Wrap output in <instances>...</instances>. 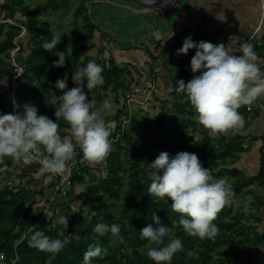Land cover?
<instances>
[{
	"label": "trees",
	"instance_id": "1",
	"mask_svg": "<svg viewBox=\"0 0 264 264\" xmlns=\"http://www.w3.org/2000/svg\"><path fill=\"white\" fill-rule=\"evenodd\" d=\"M69 9L70 0H48L42 9L31 7L26 0H5L0 3V56H4L3 59L0 57V75L4 76L1 70H5L7 66L13 68L23 66L17 77L7 82L4 87H0V114L14 111L11 97L21 106L20 110L27 103L26 99L31 98L38 108V114L46 115L55 121V108L49 104V99L53 93L57 96L63 94L54 87L56 80L67 74L68 89L76 87L71 79L73 73L92 60L105 66L103 73L105 84L99 89L85 88V92L88 96H93L99 104L105 98L110 99L109 92L118 97L120 92L132 88L130 77L133 71L129 67L122 68L114 58H107L105 49L100 51L98 56L92 55L100 30L88 16L87 4L80 1L74 12L75 28L79 27L81 19L83 25L81 32L76 36L78 45L72 55L67 50L69 45L67 35L56 34L43 26L41 13L57 15ZM23 35L27 37V45L20 42ZM55 35L62 37L57 48L52 52L43 49L44 43L50 42ZM261 48H264V44L256 50L260 51ZM66 50L65 65L53 67L54 61L58 59L56 56L58 51ZM174 85L176 89L178 86L176 80ZM174 98L170 104L179 115L175 124L166 123L167 114L164 112L159 114L157 119H147L145 123L139 122L135 116L127 133L112 144L113 150L110 154L96 164L101 166L80 165L74 171L69 182V196H76L75 199L82 202V207L88 208L90 214L88 220L83 216L85 212L83 208L75 214L72 212L71 202L65 201L63 207L69 227L64 224L55 225L56 210L51 213L49 219L46 216L41 217L42 209L37 207L39 203L34 199L35 191L23 187L20 180L0 189V264H82L87 246L97 239L104 254L93 258L92 264H154L146 256L144 248L146 241L141 240L139 235L140 231L150 224L153 228L157 227L151 219L153 213L160 218L161 224L173 227L175 229L173 236L182 240L183 251L173 257L172 264H236L241 260L252 261L253 255L247 258L245 255L252 254L253 250L264 246V233L258 225L251 224L243 214H236L230 221H225L224 217L231 215L232 211L224 206L214 221L220 229L215 239L188 236L178 223L180 214L173 212L170 204L164 199L149 195L150 179L145 169L149 168V164L161 152H167L170 156H175L179 152L195 153L203 167L211 169L214 177L228 174L235 181L233 190L236 199L250 196L254 185H258L264 193V136L260 137L263 146L260 150L258 173L247 176L242 170L234 167L240 159L239 155L246 151L243 146L244 138L240 132L236 135L221 136L219 139L211 138L208 131L195 121V111L186 95L175 90ZM239 111L245 118L250 115L246 111V106ZM124 114L122 106L116 114L115 131H110V139L116 136L114 133L118 131L119 121ZM57 122L61 129L60 134L68 135L69 133L64 131L68 128L67 123L63 119ZM198 128L201 129L202 138L194 141ZM156 132L160 134L158 138L153 136ZM260 139L255 138L256 141ZM137 140L139 145L135 143ZM153 150L156 153H153ZM78 152L79 156L83 155L81 151ZM229 159H232L231 165L227 163ZM6 160V164L0 165V169L15 167L21 170L22 174L23 171L27 174L25 170H29V167L25 169L23 164ZM28 173L33 174V171ZM127 173L129 180L125 187L123 174ZM35 184L36 187L40 186L37 190L42 197L48 196L51 190H45V183L39 179ZM80 188H85L84 195L76 194ZM259 201L256 203L257 210L263 207V202ZM253 218L257 224L264 222L262 216ZM98 223L118 224L119 235L123 237L124 242L111 233L99 236L93 231ZM34 230L43 231L53 239L66 240L65 249L53 257L49 253L30 247L29 238ZM60 233L64 235L61 236ZM241 244L246 249L242 250L239 247Z\"/></svg>",
	"mask_w": 264,
	"mask_h": 264
},
{
	"label": "clouds",
	"instance_id": "2",
	"mask_svg": "<svg viewBox=\"0 0 264 264\" xmlns=\"http://www.w3.org/2000/svg\"><path fill=\"white\" fill-rule=\"evenodd\" d=\"M143 3L152 5L155 0H143ZM218 17L225 19L223 11L216 13V19L223 21ZM61 39L60 35H55L50 42L44 43L43 49L52 52ZM234 43H238V47H234ZM69 48L71 45L67 50ZM193 49L195 54L190 69L199 75H194L187 84L177 81L176 92L186 95L195 111V119L211 138L239 134L246 125L239 109L264 96V67L258 62L254 46L235 35L229 37L227 46L195 42L189 36L177 54L186 55ZM67 50L58 51L53 67L65 65ZM104 71L105 66L92 60L73 73L71 79L76 87L68 89L67 74L56 80L54 87L63 94L53 93L49 99V104L55 108V121L38 114V108L31 103L24 104L20 110L21 106L13 101L14 111L0 114V165L6 164V158L27 166L38 165L33 174L47 183L66 173L77 146L88 161L104 160L112 150L105 114L112 112L115 105L105 98L97 108L96 102L89 100L85 92V88L99 89L105 84ZM59 119L67 123L64 131L68 135L60 134ZM145 170L150 179L149 195L164 199L173 212L180 214L178 223L188 236L215 239L220 229L214 221L235 195L228 178L214 177L211 169L203 167L197 155L189 152H179L175 156L161 152ZM151 219L157 227L150 224L139 233L140 239L146 241V256L154 264H172L173 257L183 251L182 240L174 237L175 229L161 224L155 213ZM93 231L99 236L111 233L124 242L118 224L98 223ZM66 244V240L50 238L39 230H34L29 238L30 247L53 257L59 255ZM103 254L97 239L87 246L82 264H92L93 258Z\"/></svg>",
	"mask_w": 264,
	"mask_h": 264
},
{
	"label": "crops",
	"instance_id": "3",
	"mask_svg": "<svg viewBox=\"0 0 264 264\" xmlns=\"http://www.w3.org/2000/svg\"><path fill=\"white\" fill-rule=\"evenodd\" d=\"M172 1L169 0L168 6L176 5L170 3ZM115 6L130 10L137 19L133 17L125 21L120 17L111 21V18H105L107 22H102L101 32L95 40V49H100L98 54L105 49L108 52L105 54L107 58L112 57L120 67H129L133 71L130 77L131 87L143 79L146 90L156 78L157 87L152 98L144 107L138 110L136 108L138 114L147 112L145 117L150 120L157 119L158 115L164 112L167 114L166 123L177 122L179 115L170 103L175 100L174 80L177 82L179 74H183L175 71L169 62L162 64L161 57L171 54L180 61H191L195 49L186 55L177 54L185 38L190 36L195 42L224 43L227 46L230 36H240L242 41L248 42L253 36L258 48L264 44V24H261L264 0H181L175 12L171 14L140 13L139 9ZM218 11H223L225 19L218 17L223 21L216 19ZM233 46L238 47V43ZM235 54L241 55L239 52ZM257 55L258 62L264 67V48L257 51ZM156 69L160 71L152 79L151 74ZM172 72H176V75ZM182 78L186 79L185 76ZM116 96L114 94L113 99L110 97L115 105L113 118L122 107V102H119ZM245 119L246 125L240 135L246 143L243 144L246 151L239 155L240 159L234 167L242 170L247 176H254L260 167V150L263 146L260 137L264 136V96L257 99L253 113ZM195 121L198 123L196 119ZM197 133L202 134L200 128ZM201 138L202 135L199 139ZM255 138L260 140L256 141ZM258 251L263 254V259L244 260V263L264 264V246Z\"/></svg>",
	"mask_w": 264,
	"mask_h": 264
},
{
	"label": "rangeland",
	"instance_id": "4",
	"mask_svg": "<svg viewBox=\"0 0 264 264\" xmlns=\"http://www.w3.org/2000/svg\"><path fill=\"white\" fill-rule=\"evenodd\" d=\"M4 1L5 0H0V3H3ZM47 1L48 0H26V3L29 4L33 8L42 9L46 5ZM80 1L81 0H70V9L68 11H61V12L57 13V15L41 13V16H40L41 17L40 19L43 23V26L46 29H48L49 31H52L56 34L64 33L67 35L69 45H71V48L68 49V52L71 55L73 54L74 49L78 45V41L76 40V36L79 32H81L82 25H83V22L81 21L82 19L79 22L78 28H75V26L73 25L74 12L79 7ZM115 5H121V6L129 7L130 9H135V10L139 9V11H141L140 8H137L133 4H131L127 1H124V0H112L109 2L93 3L92 5L87 4L88 16H90L91 19L94 21V23L98 26L100 32H101V28H102V22H105V23L107 22V21H105L106 20L105 18L109 17V18H111L110 20L112 21V20H116V19L118 20L121 17L122 20L126 21V20H131L134 17V13L131 12L130 10H125V8L121 9L120 6H115ZM128 11H130V12H128ZM134 19H137V18L134 17ZM20 42H23L24 45H27L28 41H27L26 35L22 36ZM95 46H96V44H95ZM98 50H100V49H98V48L94 49L92 51V55L98 56ZM108 50H110V49H108ZM107 53L108 52H106V54ZM113 54H115V48H114ZM103 55H104V53L102 54V57H103ZM0 57H1V59L4 58L3 55ZM6 61L9 62L8 60H6ZM19 61H21V59H19ZM22 70H23V66L22 67L16 66V68L7 66L5 68V70L4 69L1 70V71H3L2 73H4V76L0 75V87H4L7 82H9L11 79L17 77ZM172 74L176 75V72H172ZM179 76L180 77L178 78V81L182 79L184 82H189V79L187 77H185L186 79H183L182 78V77H184L183 75L179 74ZM109 93H110V97L113 99L114 93H111V92H109ZM11 99L14 101V98L11 97ZM88 99L94 100L96 102L95 106L97 108L100 106V104L97 102V100L93 96H88ZM26 102L35 105V102L32 101L31 98H27ZM114 110L110 113L105 114L106 126L109 128L110 131H113L114 127L116 125V123L114 124L115 118H113L114 117L113 113H115ZM146 114H148V113L147 112H145V114H140V113L138 114L137 113L136 117H137L138 121L141 123H145L146 121H148L147 118L145 117ZM167 124L170 125L169 123H167ZM200 135H202V134H199V133L196 134L195 133L194 141L200 140L199 139ZM153 136L158 138L160 136V134L156 132L153 134ZM135 143H136V145H139L138 140ZM244 144H246V143H244ZM112 150H113V148H112ZM77 151H80L78 146H77ZM153 153H156V151L153 150ZM231 161H232V159H229V160H227V163L229 165H231ZM98 166H101V164H98V165L95 164L93 167H98ZM24 167H25V169H27V167H29V170H25V171H27V174L24 171H23L24 174H22L21 170H17L15 167H10V169L7 167H3L2 169H0V189H3L5 187H9L14 183V181L20 180L22 182L23 187H25L27 189H32L33 191H35L34 199H36V201H38V203H39L37 205V207H40L42 209L41 210V217L46 216L49 219V217H51V213L56 210L57 215H56V218L54 221L55 225L64 224V225H66L67 228L69 227V225H67L66 218H65L66 211H65V208L63 207V203L65 201L71 202V209H72V212L75 214H78L79 211L83 208V210L85 211L83 216L85 217L86 220L89 219L90 214L88 212V208L82 207V202L78 199H75L76 196H74V195L69 196V191H70L69 185L67 187V196L65 198L51 201V198L53 197L52 193H54L56 186L58 184V177H54L51 181L45 183L46 184L45 190L49 189L52 191V193L50 191L48 196L42 197L41 194L39 193V191L37 190L40 186L36 187V184H35V182H37L39 179H37L34 176V174L28 173V171H34L38 167L36 165H30V166L25 165ZM103 168H104V166L101 168V171ZM96 171H98V170H96ZM96 171H95V173H96ZM103 171H105V170H103ZM123 175L125 177V187H127V183L129 180L128 179L129 173L123 174ZM32 177H33V180H32ZM218 178H228L230 183H232V185H234V183H235V181L228 174H224L222 177H218ZM30 181L32 183H30ZM84 192H85V188H80L79 192H77L76 194L81 196V195H84ZM45 200H48V201L46 202ZM259 200H261L263 202V207L260 210H257L258 204H256V203L260 202ZM225 206H226L227 210L232 211L231 215H229L228 217H226V216L224 217L225 221H230L231 217L236 215V214H243V215H246L245 216L246 220H248L254 226L258 225L261 228V231L264 233V222L261 224H257L255 222V219L253 218V217H257V216L264 217V193L262 192V189L260 187L255 185L252 188V194L250 196H247L245 198L239 197L237 199L234 197ZM228 208H230V209H228ZM61 218H63V222H61ZM239 247L242 250L246 249V247L242 244ZM250 255H253L255 257L254 261H257V259H259V258L263 259V254H260L258 249L253 250L252 254H250V253L246 254L245 257L247 258ZM244 262H245L244 260L243 261L241 260L236 264H246Z\"/></svg>",
	"mask_w": 264,
	"mask_h": 264
},
{
	"label": "built area",
	"instance_id": "5",
	"mask_svg": "<svg viewBox=\"0 0 264 264\" xmlns=\"http://www.w3.org/2000/svg\"><path fill=\"white\" fill-rule=\"evenodd\" d=\"M261 24H264V10L261 17ZM249 42L254 46V50L257 53L254 37L252 36L249 40ZM169 62L173 66V69L181 74H183L188 79H192L194 75H199V73L193 74L190 69V61L183 62L175 58L171 54H165L163 57H161V63ZM159 69H156L152 72L151 77L154 79L156 77V74L159 72ZM157 84H156V78L151 83V86L145 90V85L143 79L140 80L139 83H137L136 86L132 87L130 90L122 91L119 93L118 97L122 101V106L125 110V114L122 116V118L119 121V129L114 135H116L114 138H111L110 140L113 143H116L127 131L130 129L132 125L133 118L137 114V110L141 107H144L152 98L155 90H156ZM255 107V102L250 105L246 106V111L250 114L253 113ZM137 108V110H136ZM115 131V127L113 132ZM79 152L76 151V156L73 157L72 161L70 162V166L65 174L58 177V184L56 186V189L53 193V197L51 198V201L58 200L65 198L67 196V187L69 185L70 179L72 177V174L74 171L80 166H91L93 167L97 162H90L87 159L84 158L83 155L79 156Z\"/></svg>",
	"mask_w": 264,
	"mask_h": 264
},
{
	"label": "water",
	"instance_id": "6",
	"mask_svg": "<svg viewBox=\"0 0 264 264\" xmlns=\"http://www.w3.org/2000/svg\"><path fill=\"white\" fill-rule=\"evenodd\" d=\"M83 3L92 5L93 3H102L109 2L112 0H81ZM134 6L141 9L140 13H156V14H171L175 12L180 1L175 6H168L169 0H155V3L152 5H146L143 3V0H124Z\"/></svg>",
	"mask_w": 264,
	"mask_h": 264
},
{
	"label": "bare ground",
	"instance_id": "7",
	"mask_svg": "<svg viewBox=\"0 0 264 264\" xmlns=\"http://www.w3.org/2000/svg\"><path fill=\"white\" fill-rule=\"evenodd\" d=\"M180 0H173L172 2H170V3H172V4H177L178 2H179ZM169 5V4H168Z\"/></svg>",
	"mask_w": 264,
	"mask_h": 264
}]
</instances>
